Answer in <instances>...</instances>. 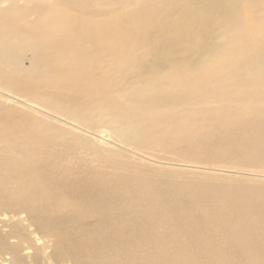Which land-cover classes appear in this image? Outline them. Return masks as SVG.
I'll return each mask as SVG.
<instances>
[{
	"label": "bare ground",
	"instance_id": "1",
	"mask_svg": "<svg viewBox=\"0 0 264 264\" xmlns=\"http://www.w3.org/2000/svg\"><path fill=\"white\" fill-rule=\"evenodd\" d=\"M262 8L0 0V216L12 222L0 264H167L144 252L174 228L183 261L208 244L197 255L264 264V173L247 172L264 170ZM76 146L100 166L54 162ZM124 148L161 156L125 165ZM167 155L184 163L155 160ZM168 165L185 180L172 185Z\"/></svg>",
	"mask_w": 264,
	"mask_h": 264
},
{
	"label": "rangeland",
	"instance_id": "2",
	"mask_svg": "<svg viewBox=\"0 0 264 264\" xmlns=\"http://www.w3.org/2000/svg\"><path fill=\"white\" fill-rule=\"evenodd\" d=\"M257 17L258 21H261L262 18H264V10L262 8V10H256L254 11L253 17ZM257 20L254 18L253 22L255 25H257ZM130 151H128V149L124 148V151H121L122 157H123V164H129V163H135L137 162V164H144V165H149L151 166L152 164L150 162H147L146 159L148 156L150 157H155V156H161L160 154H156L154 152L151 151H145V150H139L138 155L137 154H131L129 153ZM58 153V154H57ZM57 159H54V162L56 164L59 165H71L74 167H78V168H84V167H99V163L96 161V159L94 158V156H92V152L91 150H84L83 147L80 146H76L74 148V151L72 153H68L67 151H62V152H57ZM163 157V156H162ZM141 158V159H140ZM142 159L144 161H142ZM148 159L153 160L151 158L148 157ZM141 162H139V161ZM157 161L162 160L163 163L165 164H173L176 163L177 165H179L180 163H184L182 161V159H172L171 156L167 155V158L164 159H160L157 157V159H155ZM165 160V161H164ZM146 161V162H145ZM154 161V160H153ZM220 163V162H219ZM83 166V167H82ZM103 168V167H100ZM262 167H255V168H250L249 170H253V171H247L248 173H264V170H261ZM162 171H166V176L170 175L169 177H167L168 179H171L172 181V185H176L179 184L181 182H183L182 180H185V178H181L179 177V175L176 173V170H180L178 168H173L172 166L169 167L168 166H161L160 168ZM103 172L108 173V170L106 169H101ZM224 170V169H223ZM261 170V171H260ZM125 175L127 174L126 171H122ZM148 173V171H146ZM185 173V171H182ZM188 172H196L197 174L202 173V171H188ZM161 173V171L159 172ZM187 173V172H186ZM217 173V172H214ZM162 177L165 176L163 174V172L161 173ZM194 175V174H192ZM227 175V174H225ZM137 177H134V179ZM245 178V177H244ZM133 179V183L136 184L135 180ZM181 181V182H180ZM145 205L147 207H153L155 206L156 208V212L157 215H163L165 217V214L167 213L168 209L162 205H158V204H153V201L151 203L147 202L145 203ZM203 208V206L201 205H197L196 206V210H198L199 212H203L201 209ZM195 210V211H196ZM197 211V212H198ZM174 215L177 217H180L182 215L181 211H175ZM166 218V217H165ZM168 219V218H166ZM4 220V221H3ZM162 222V219L160 217H158L156 219V223H160ZM11 221H9V218H4L2 216H0V234H4L7 233L10 228H11ZM172 229V228H171ZM177 228H174L172 231H170L169 236L166 238L167 233H162V241L157 242L156 245H154L152 248H146L145 252H144V259L149 261V259L152 257V252L154 253V251L158 248L161 249L164 253H165V262L168 264H178L179 263V259L182 260L181 262H183L184 264H193L194 261H198L199 264H229L228 259L226 257V255H224L222 253V251L218 250L217 248L213 250V252L211 253V255L209 256H205V255H197V252H202V251H206L208 249H211V245L208 244H204L201 245L200 247L198 246L197 249H195V254L194 256L191 257V259H186L184 260L183 254H177V253H172L170 254V250L172 249L174 243L178 240L179 234L180 232L177 231ZM32 237V236H31ZM161 238V239H162ZM32 239V244L35 248L36 247H40L41 245H43V241L42 240H34V236L31 238ZM36 239V237H35ZM13 241L10 240V243H12ZM36 244V245H35ZM33 246H31V248L29 247L28 249H25V251H23L24 255L30 256L33 253ZM49 248L45 249V251L48 253L49 251H47ZM50 250V249H49ZM180 253H184V249L180 250ZM9 255H3L0 254V263L1 260L3 259V261H7L8 260ZM29 262V259H28ZM27 262V263H28Z\"/></svg>",
	"mask_w": 264,
	"mask_h": 264
}]
</instances>
